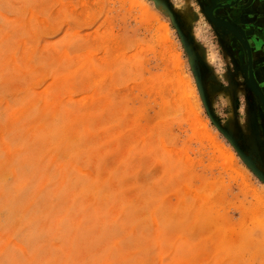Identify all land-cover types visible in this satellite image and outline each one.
<instances>
[{"label": "rangeland", "instance_id": "obj_1", "mask_svg": "<svg viewBox=\"0 0 264 264\" xmlns=\"http://www.w3.org/2000/svg\"><path fill=\"white\" fill-rule=\"evenodd\" d=\"M248 1L0 0V264H264Z\"/></svg>", "mask_w": 264, "mask_h": 264}, {"label": "crops", "instance_id": "obj_2", "mask_svg": "<svg viewBox=\"0 0 264 264\" xmlns=\"http://www.w3.org/2000/svg\"><path fill=\"white\" fill-rule=\"evenodd\" d=\"M239 13L246 17L245 27L250 29L254 54L262 57L260 66L264 68V0H249L241 6Z\"/></svg>", "mask_w": 264, "mask_h": 264}, {"label": "flooded vegetation", "instance_id": "obj_3", "mask_svg": "<svg viewBox=\"0 0 264 264\" xmlns=\"http://www.w3.org/2000/svg\"><path fill=\"white\" fill-rule=\"evenodd\" d=\"M211 1L214 2V3L218 2V0H211ZM218 5H224V4L221 3V4H218ZM235 54L241 59V61L243 60L241 58L242 55H240L239 51L236 52ZM245 55H246V53H245ZM250 57H251V59H250L251 61H249L250 64H248L246 62L247 61V58H246L245 61L240 62V66H241L242 70L244 71V74L249 79L250 85L252 84L251 85L252 89L249 88V92H250V95H251L250 97H252V99L254 100L255 104L258 105L261 108L262 111H264V107H262V106H264V104H262V106H260L261 104L259 105V103H258V99L259 98L256 97V92L254 90V89H256L258 91L260 90L259 92L261 93V97H262L261 101H262V103H264V68H262L260 66V65H262V62L260 61V59L262 57L260 55L257 56V54H254L252 46L250 47Z\"/></svg>", "mask_w": 264, "mask_h": 264}, {"label": "water", "instance_id": "obj_4", "mask_svg": "<svg viewBox=\"0 0 264 264\" xmlns=\"http://www.w3.org/2000/svg\"><path fill=\"white\" fill-rule=\"evenodd\" d=\"M235 1H238V0H235ZM233 4V2H231L229 5H232ZM213 9V8H212ZM220 21V20H219ZM218 20L216 21V22H219ZM227 22L228 21H226V20H223L222 19V21H220V24L221 25H228L227 24ZM228 27H229V25H228ZM238 39H239V41L241 42V44L245 47V51H246V56H247V63L248 64H250V62L249 61H251L250 59H251V57H250V47H249V45H248V43L244 40V38L242 37V36H238ZM258 96L259 97H261V93L258 91ZM261 99H262V97H261ZM211 118H212V120L214 121V123H215V119H214V117L211 115ZM232 141V140H231ZM232 143H233V141H232Z\"/></svg>", "mask_w": 264, "mask_h": 264}]
</instances>
